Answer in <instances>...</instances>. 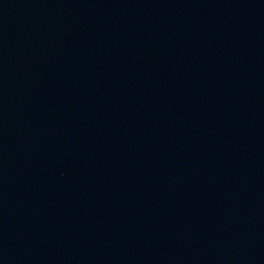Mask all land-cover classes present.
I'll list each match as a JSON object with an SVG mask.
<instances>
[{
	"label": "water",
	"instance_id": "95a60500",
	"mask_svg": "<svg viewBox=\"0 0 264 264\" xmlns=\"http://www.w3.org/2000/svg\"><path fill=\"white\" fill-rule=\"evenodd\" d=\"M0 264H264V0H0Z\"/></svg>",
	"mask_w": 264,
	"mask_h": 264
}]
</instances>
